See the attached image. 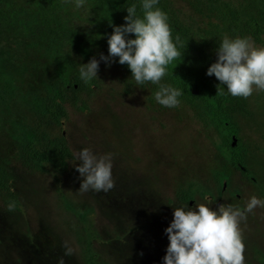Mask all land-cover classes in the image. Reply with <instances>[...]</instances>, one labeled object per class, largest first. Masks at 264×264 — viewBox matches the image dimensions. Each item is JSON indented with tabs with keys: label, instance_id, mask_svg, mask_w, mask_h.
I'll use <instances>...</instances> for the list:
<instances>
[{
	"label": "rangeland",
	"instance_id": "rangeland-1",
	"mask_svg": "<svg viewBox=\"0 0 264 264\" xmlns=\"http://www.w3.org/2000/svg\"><path fill=\"white\" fill-rule=\"evenodd\" d=\"M117 2L103 0L93 10L91 1L77 9L75 0H29L33 23L0 27V94L6 102L0 101V167L9 173L20 202V210L10 213L0 201V264H57L65 241L74 250L65 264H88L89 251L97 264H164L170 243L165 230L175 207L203 203L218 210L231 204L243 210L252 196L264 200V91L246 98V111L236 115L234 127L217 131L207 124L214 116L197 117L205 114L202 108L183 101L175 108L162 106L153 86L142 88L95 56L100 60L96 86L82 97L85 107L63 104L67 116L60 129L72 160L83 148L113 154L115 187L81 193L82 177L72 160L46 172L21 157L16 141L30 132L32 106L54 85L65 87L71 72L90 62L89 51L96 52L116 24ZM180 6L187 20L206 26L188 2ZM263 6L264 0L212 2L213 12L224 15L235 8L242 21ZM59 26L68 30L59 32ZM255 45L264 47V37ZM168 68L215 109L208 89L191 81L182 53ZM237 160L243 169L233 164ZM190 185L192 202L179 204L176 190ZM224 186L219 197L217 188ZM240 227L245 264H264V208L247 213Z\"/></svg>",
	"mask_w": 264,
	"mask_h": 264
},
{
	"label": "clouds",
	"instance_id": "clouds-1",
	"mask_svg": "<svg viewBox=\"0 0 264 264\" xmlns=\"http://www.w3.org/2000/svg\"><path fill=\"white\" fill-rule=\"evenodd\" d=\"M71 3L72 0H66ZM159 0H142L143 16L137 15L135 4L127 8L126 23L115 26L108 39L109 56L101 54L100 60L111 63L119 57L121 65L127 64L137 85L146 82L158 85L155 100L168 108L179 107L180 89L161 83L167 67L181 56L180 36L172 37L167 14L156 7ZM86 0H75V7H84ZM134 34L135 38H129ZM218 60L207 71L215 75L221 85L234 97H250L255 90L264 91V47H257L251 37L230 38L225 35L217 50ZM100 60L93 57L79 68L80 79L88 84L98 76ZM222 94L218 86V95ZM80 163L77 164L76 162ZM113 154L96 155L90 148L79 151L72 163L82 177L79 192L89 190L108 192L115 187L112 175ZM264 200L252 196L245 209L231 204H221L213 210L203 203L195 208L187 205L175 207L174 219L165 230L170 241L164 264H245V243L240 227ZM15 201L8 204L14 211ZM64 254L57 264H65V256H72L73 248L64 242ZM142 255V253H141Z\"/></svg>",
	"mask_w": 264,
	"mask_h": 264
},
{
	"label": "trees",
	"instance_id": "trees-1",
	"mask_svg": "<svg viewBox=\"0 0 264 264\" xmlns=\"http://www.w3.org/2000/svg\"><path fill=\"white\" fill-rule=\"evenodd\" d=\"M61 1V0H56ZM91 1L92 9H99L103 0H86ZM159 0L158 5L168 16V23L172 31V37L175 41L177 35L183 41V47H179V51L184 55L187 61L188 71L191 75V81L194 84H200L206 87L211 98L215 102L213 109L206 102L198 89L189 91L190 81L179 78L180 73L172 71L167 67V75L162 79L161 83L171 85L180 89L183 95L179 97L180 102L183 101L188 106L199 107L206 111L205 114L197 116L214 118L207 121V124L213 125L215 130L227 126L234 127L236 125L234 118L238 113L246 111V99L243 97H234L227 91L226 85H221L215 75L208 76V68L218 60L217 50L225 35L230 38L251 37L255 44H261L264 37V6L258 10L256 14L246 21H242L238 10L228 8L224 15L219 11L212 10V2L217 0ZM188 2L192 8L207 20L206 26L201 28L197 24L185 18L182 12L180 2ZM29 0H0V27L17 28L27 26L33 23V12L27 6ZM135 4L137 6V15L143 16L142 0H118L115 9V26H121L126 23L125 17L129 14L127 8ZM114 26V27H115ZM114 27L109 33H105L99 40V49L94 52L89 51V57H100L101 54L109 56L108 39L114 32ZM59 32H66L68 28L59 26ZM129 38L134 39L135 35L130 34ZM54 40V37H51ZM55 49L53 53H58ZM111 63L122 69V71L133 79L132 72L127 64L121 65L119 57L111 58ZM5 86L10 89L11 83L5 82ZM147 85L153 86L156 91L159 86L146 82L140 85L146 88ZM96 86L95 78L88 84L80 79L79 69H74L69 78V82L65 87L54 85L51 91H48L38 104L32 106V126L30 132L22 135L17 141L16 146L19 154L25 160H32L42 171H56L58 167L63 166L68 160H72V153L67 144L66 138L61 130L63 121L67 113L63 104L68 102L73 107L82 105L85 107L82 97L89 95ZM218 86L221 87L222 94L218 95ZM64 91L67 92L64 94ZM6 94V92H4ZM5 99L0 94V101L6 105ZM200 100V105L197 101ZM59 128L58 133H54V129ZM236 134V132H233ZM227 143V142H226ZM231 147L232 143L230 144ZM236 167H241V161L237 160L233 163ZM243 169V167H241ZM218 182V181H217ZM223 188L218 187L217 193L219 197L223 196ZM176 200L179 204H190L194 198L191 185L187 188L179 187L176 190ZM205 200L211 199L212 196L205 197ZM0 201L6 211L8 204L15 201L16 207L14 211L20 210V202L17 194L11 186V178L7 170L0 167ZM87 260L88 264H97L94 261V255L90 254Z\"/></svg>",
	"mask_w": 264,
	"mask_h": 264
},
{
	"label": "water",
	"instance_id": "water-1",
	"mask_svg": "<svg viewBox=\"0 0 264 264\" xmlns=\"http://www.w3.org/2000/svg\"><path fill=\"white\" fill-rule=\"evenodd\" d=\"M235 145V138H233V142H232V146ZM225 188V186L223 187V189Z\"/></svg>",
	"mask_w": 264,
	"mask_h": 264
},
{
	"label": "flooded vegetation",
	"instance_id": "flooded-vegetation-1",
	"mask_svg": "<svg viewBox=\"0 0 264 264\" xmlns=\"http://www.w3.org/2000/svg\"><path fill=\"white\" fill-rule=\"evenodd\" d=\"M190 205V204H189Z\"/></svg>",
	"mask_w": 264,
	"mask_h": 264
}]
</instances>
